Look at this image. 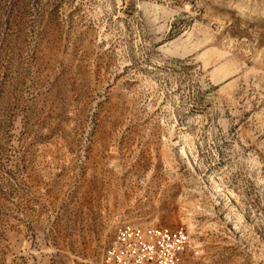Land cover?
I'll list each match as a JSON object with an SVG mask.
<instances>
[{
	"label": "rangeland",
	"instance_id": "374dc122",
	"mask_svg": "<svg viewBox=\"0 0 264 264\" xmlns=\"http://www.w3.org/2000/svg\"><path fill=\"white\" fill-rule=\"evenodd\" d=\"M124 225L264 264V0H0V264Z\"/></svg>",
	"mask_w": 264,
	"mask_h": 264
},
{
	"label": "built area",
	"instance_id": "2783aa9c",
	"mask_svg": "<svg viewBox=\"0 0 264 264\" xmlns=\"http://www.w3.org/2000/svg\"><path fill=\"white\" fill-rule=\"evenodd\" d=\"M190 243L184 229L124 225L105 253V264H177Z\"/></svg>",
	"mask_w": 264,
	"mask_h": 264
}]
</instances>
